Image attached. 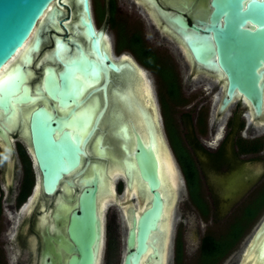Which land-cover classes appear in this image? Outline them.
<instances>
[{"label":"flooded vegetation","instance_id":"obj_1","mask_svg":"<svg viewBox=\"0 0 264 264\" xmlns=\"http://www.w3.org/2000/svg\"><path fill=\"white\" fill-rule=\"evenodd\" d=\"M88 3L91 21L95 31L103 33L102 48L110 58L120 64L130 58L145 71L178 175L177 185L171 175L167 176L171 186L168 195L162 185L158 189L164 205L158 231L154 232L156 239H147L146 250L137 264H159V258L162 264H182L193 256L197 264L206 263L203 248L206 238L214 236L210 231L252 230L258 215L264 212V85L262 111L257 115L245 94L236 88L228 93V75L222 64L195 59L187 44V34L177 30L175 21L178 18L189 25L207 22L209 0H88ZM52 9L57 11L55 18L60 30L53 28L48 18L44 19L42 35L47 41L31 67L37 76L33 84L42 79L46 67L58 65L48 58L57 37L86 42L72 30L82 13L77 0H56L48 10ZM38 62H41L39 68ZM114 78L113 81L121 82ZM153 83L159 85L156 90ZM142 92L137 96L140 101L136 100L149 102L146 92ZM45 98L30 103L8 125L0 123V264H42L50 258L57 259L58 253L63 264V252L58 244L66 215L63 204L65 199L80 193V182L94 163L104 165L109 184L113 181L112 172L116 173L113 189L117 201L112 200L111 189L101 194L106 204L100 264H124L136 247L128 246L132 230L129 217L138 219L150 207L152 197L142 179L140 183L148 190L146 197L138 184L129 189L122 164V122L116 117L118 112L111 111V103L114 100L120 105L119 113L127 118L125 99L122 95L108 94V108L101 113L96 110V102L103 107L105 97L89 95L88 126L82 131L72 127L61 129L60 134H81L80 149L84 154H79V167L64 176L55 192L48 195L43 190L33 155L28 116L34 104L59 118L68 116L72 109L77 113L84 105L64 110L48 96ZM230 98V104L220 112L222 101ZM164 104H169L167 120ZM181 104V110L172 116V109ZM100 148L105 151L103 158L98 155ZM108 152H113L118 161L112 162ZM167 217L170 238L163 239ZM212 241L219 242L216 238ZM239 241L240 238L234 246ZM152 246L157 248L158 255L153 254ZM226 256L211 263L221 264Z\"/></svg>","mask_w":264,"mask_h":264},{"label":"water","instance_id":"obj_2","mask_svg":"<svg viewBox=\"0 0 264 264\" xmlns=\"http://www.w3.org/2000/svg\"><path fill=\"white\" fill-rule=\"evenodd\" d=\"M55 1L0 0V123L8 125L15 121L16 115L22 114L30 103L46 100L45 96L64 110L71 106L79 108L84 105L77 113L74 112L75 109L70 110L68 116L72 117L59 118L47 108L34 104L28 116L27 126L42 187L46 194L52 195L63 177L79 167V154H84L80 149L81 134L60 132L63 127L82 131L88 126V96L102 94L105 97L103 107L99 101L96 102V110L103 113L109 105L106 98L108 94L122 95L125 106L126 102L134 103L130 98H124L129 87V82H125L127 77L131 79L133 86L147 91L149 104L140 103L138 108L135 106L134 111L127 114V118L124 116L126 122L120 124L124 139L122 164L126 170L129 189L138 184L143 196H147V187L152 192L150 207L138 219L129 217L132 230L129 233L128 246L132 249L135 244L136 247L127 255L124 264H130V260L132 264H137L146 250L147 239H156L154 232L158 231L157 223L164 205L158 189L162 185L163 192L167 194L170 187L169 179L161 171V160L168 163L176 185L178 181L163 134L157 103L151 96V85L145 71L130 58L124 64L115 62L102 48L103 33L95 31L88 0H78L82 13L72 29L74 33L78 32L83 36L86 42L74 38L65 41L57 37L48 58L51 62L56 61L58 65L55 68L46 67L42 79L33 84L37 76L31 67L47 41L42 35L44 19L49 20L53 12L56 15V9L48 10ZM49 23L56 30H60L56 18L54 22L49 20ZM175 25L179 32L187 34V44L195 59L199 62L222 64L228 75V93L238 89L247 96L255 113L260 115L264 85V0H209L207 22H194L189 25L177 18ZM44 30H47L46 27ZM199 31L205 34L201 35ZM13 58H16L15 61ZM37 66L39 68L41 62ZM112 77L121 82L113 81ZM230 102L231 98L224 99L219 111L223 112ZM111 105V111L120 112L119 105L114 100ZM120 133L119 131V135ZM158 150L161 155H158ZM104 153V148L98 149L101 158ZM104 169L102 163L92 164L90 172L80 182V193L65 199L63 233L58 235L63 264H100L103 208L106 204L101 197L102 192L111 189L112 200L117 201L113 189L116 173L112 172L113 181L109 184ZM84 171L85 169L80 173ZM140 179L147 185L146 189ZM168 220L167 217V229L163 239L170 238ZM263 247L264 220L247 245V254L243 255V260L247 258L249 263L251 257H255L256 261L262 259ZM152 248L153 254L158 255L157 248ZM60 255L58 253L57 259L50 258L49 262L44 261L42 264H61ZM159 264H162L161 258Z\"/></svg>","mask_w":264,"mask_h":264},{"label":"rangeland","instance_id":"obj_3","mask_svg":"<svg viewBox=\"0 0 264 264\" xmlns=\"http://www.w3.org/2000/svg\"><path fill=\"white\" fill-rule=\"evenodd\" d=\"M99 25H102V23H99ZM153 85H154V90H156V87L157 86L159 87L158 84H156V86H155V83H153ZM158 90H161V89H158ZM127 95L129 96L130 93L128 94V92H127ZM182 105L183 104H181L180 106H178L179 109L178 108H175L174 110L172 109V111H173L172 116L175 117V115H176L175 112L180 111ZM135 106L138 108V106L136 105V103L126 102V111H127V114L132 113L134 111V109H135ZM168 106H169V104H168ZM168 106L164 104V110H165V115H166L165 119L166 120L169 117L168 116L169 115L168 114L169 113ZM199 106H200V104L198 105V108H199ZM99 115L96 118V126H97V121L99 120V117H100ZM116 117L119 119L118 121H121L124 124L123 114L118 113V115ZM109 154H110V157H111L112 162H114V161L117 160L116 157H115V154L113 152H110ZM263 220H264V212L262 214L258 215V217L256 219L255 227L252 230L243 231L242 229L238 228V229H234V230H229V229L228 230H225L224 229V230H215V231H210L209 232L210 234H212V235L215 236V237L213 236L212 238H216V239L219 240V242H222L221 243V247H224L225 246L226 248L230 244L233 243V241H234V239H235V237L237 235H239V236L241 235L240 236L241 237L240 238V241L229 251L228 256H226V258L222 261L221 264H241V262H240L241 261V256L244 255V252H245V249L247 248V245L249 244L251 238L253 237V234L260 227V225L263 222ZM212 260L209 263H207V262L206 263L205 262L202 263L201 262L200 264H212L211 263ZM182 264H197V262L195 260V257L193 256L190 259L189 262L188 261H185ZM247 264H249L248 261H247Z\"/></svg>","mask_w":264,"mask_h":264},{"label":"bare ground","instance_id":"obj_4","mask_svg":"<svg viewBox=\"0 0 264 264\" xmlns=\"http://www.w3.org/2000/svg\"><path fill=\"white\" fill-rule=\"evenodd\" d=\"M66 1V0H65ZM78 1V0H77ZM54 14V12L50 15V18H49V20H50V22H54L55 21V18H54V21H52L53 20V15ZM60 14V13H59ZM56 16V15H55ZM54 16V17H55ZM15 59L16 58H13V61H15ZM125 80H127V81H125V82H129V87H128V94L130 93V95L128 96H126L127 98H130L134 103H136V105L137 106H139V104L140 103H143V104H149L148 102H146V101H144V102H139L140 100H139V97L137 98V96H141L140 94L141 93H143L138 87H135V86H133V82L131 81V79H129V77H127ZM145 92V91H144ZM147 92V91H146ZM132 97H134L135 99H132ZM136 99H138L139 101H136ZM120 106V105H119ZM97 112V111H96ZM125 119V118H124ZM101 122V121H100ZM104 122V121H103ZM218 133V132H217ZM223 133V132H222ZM158 155H161L160 154V150H158ZM161 171L163 172V175L164 176H169V175H171L172 176V171L170 170V168H169V166H168V163L165 161V160H161ZM38 171V170H37ZM169 178V177H168ZM171 187V186H170ZM173 189V188H172ZM38 191V190H37ZM168 195V194H167ZM36 198V197H35ZM172 199V198H171ZM170 199V200H171ZM173 201V200H172ZM31 202V201H30ZM26 206V205H25ZM25 208V207H24ZM162 223V222H161ZM162 225V224H161ZM167 226H165V228H166ZM163 230H164V228H163ZM247 250V249H246ZM245 255L247 254V252L245 251V253H244ZM250 254H251V252H250ZM262 259H259V260H255V257H251L250 258V262H249V264H264V247L262 248ZM249 257H250V255H248ZM246 259L247 258H245V260H243V257H242V260H241V264H247V261H246Z\"/></svg>","mask_w":264,"mask_h":264},{"label":"trees","instance_id":"obj_5","mask_svg":"<svg viewBox=\"0 0 264 264\" xmlns=\"http://www.w3.org/2000/svg\"><path fill=\"white\" fill-rule=\"evenodd\" d=\"M1 206V204H0ZM241 236V235H240ZM239 235H237L233 241L232 244H230L227 248L221 247L222 242H214L212 241V237L206 238V244L203 248V257L206 262H210L212 259H217L220 257H224L226 254L229 253V251L234 247V243L241 238Z\"/></svg>","mask_w":264,"mask_h":264}]
</instances>
